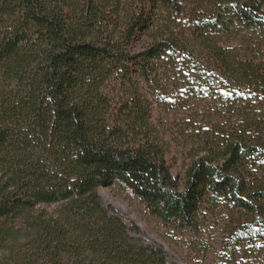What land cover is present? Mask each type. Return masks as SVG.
<instances>
[{"label": "trees", "instance_id": "1", "mask_svg": "<svg viewBox=\"0 0 264 264\" xmlns=\"http://www.w3.org/2000/svg\"><path fill=\"white\" fill-rule=\"evenodd\" d=\"M115 185L264 244V0H0V264H171Z\"/></svg>", "mask_w": 264, "mask_h": 264}, {"label": "rangeland", "instance_id": "2", "mask_svg": "<svg viewBox=\"0 0 264 264\" xmlns=\"http://www.w3.org/2000/svg\"><path fill=\"white\" fill-rule=\"evenodd\" d=\"M174 172L181 174L180 166H176ZM99 194L128 224L141 229L148 244L164 248L171 264H264L262 242L246 237L237 243V237H245L251 228L230 206H207L201 215V227L195 231L155 218L124 187L102 188Z\"/></svg>", "mask_w": 264, "mask_h": 264}]
</instances>
